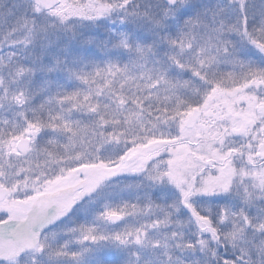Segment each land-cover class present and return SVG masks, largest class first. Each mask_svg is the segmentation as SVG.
Returning <instances> with one entry per match:
<instances>
[{"label": "snow or ice", "instance_id": "6c2138e0", "mask_svg": "<svg viewBox=\"0 0 264 264\" xmlns=\"http://www.w3.org/2000/svg\"><path fill=\"white\" fill-rule=\"evenodd\" d=\"M0 264H264V0H0Z\"/></svg>", "mask_w": 264, "mask_h": 264}]
</instances>
